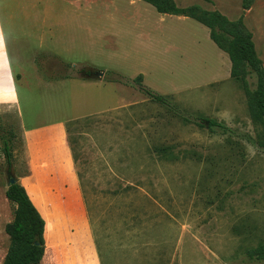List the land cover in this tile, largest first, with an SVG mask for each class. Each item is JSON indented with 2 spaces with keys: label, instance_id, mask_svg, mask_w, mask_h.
<instances>
[{
  "label": "rangeland",
  "instance_id": "1",
  "mask_svg": "<svg viewBox=\"0 0 264 264\" xmlns=\"http://www.w3.org/2000/svg\"><path fill=\"white\" fill-rule=\"evenodd\" d=\"M174 1L241 18L264 68V0L247 9L242 0ZM29 6L27 13L42 12V27L19 16L15 29L4 22L13 63L21 61L30 80L18 82L27 121L33 122L29 99L40 107L45 97L58 104L54 116L77 118L68 122V136L101 263L264 264L247 254L264 245V147L256 142L244 90L230 76V60L208 28L143 0H32ZM36 54L45 77L69 79L39 92L29 62ZM101 70L103 81L82 78ZM138 74L170 105L144 94L133 80ZM247 79L254 88L255 77ZM159 146L168 147L163 157ZM22 148L14 143L15 175ZM6 171L0 152L2 181ZM82 202L73 196L68 211L45 212L41 264L54 258L90 264Z\"/></svg>",
  "mask_w": 264,
  "mask_h": 264
},
{
  "label": "crops",
  "instance_id": "2",
  "mask_svg": "<svg viewBox=\"0 0 264 264\" xmlns=\"http://www.w3.org/2000/svg\"><path fill=\"white\" fill-rule=\"evenodd\" d=\"M15 1L16 0H0V26H2L3 29L5 21L15 29L13 22L17 16L23 18V20L26 19V22L28 23H36V26H41L43 24L44 19L41 15L42 12L27 13L25 11L27 7H30L29 5L32 0H19V12L13 10ZM34 23L32 24L35 25ZM4 31L8 59L11 62V75L14 78L16 102L0 104V115L3 114L12 118L10 125L15 134L16 147L18 146V143H21L24 151L22 160L19 158L20 156H18L19 162L15 175V182L20 183L24 187L29 199L44 221V252L39 262V264H41L46 250L49 229V221L45 212L54 215L57 209L68 211V206L70 205L73 196H79L82 202L81 189L75 166L74 149L69 141L67 126L68 122L76 120L77 118H62L54 116L52 112H55V110L58 109V104L49 98H43L40 107H37L34 102H32V99L28 98L30 101L29 113L32 114L33 122L30 123L27 121L28 113L25 112L22 103V96L18 88V82H20V80L29 82V76L28 73L25 76V73L22 70L23 67L21 66V61H18L19 65H14L9 45V35L11 34V31L9 30L7 33L5 29ZM28 35L31 36V34ZM37 35L36 38L40 41L43 35L42 30H39ZM14 49L17 50L16 47H14ZM43 52L48 53L49 50L38 49L36 51L39 55H41V53L43 54ZM38 54H36V57L31 55L29 58L32 67L31 74L33 76L31 82L41 93L50 90L54 91L57 89L58 83L68 80L69 77H45L40 71V64L37 59L39 56ZM69 65L72 67L71 63ZM101 71L103 72L102 76L95 75L82 78L103 81L105 71ZM12 88L13 81L8 78L7 69L0 67V93L7 92ZM28 88H30V86H28ZM105 111H108V109L97 110L90 114ZM10 185L11 184H8L7 181H2L0 178V264H3L5 260L11 241L10 236L5 230L6 224L13 219V214L8 208L9 201L6 196V189ZM85 208L83 201L82 209L84 210V225L86 228L85 238L94 253L89 256L88 259L90 264H103L100 261L102 255L99 252V245L96 242L94 243L92 239L93 234L90 232V225L88 223L89 221L87 219ZM51 264L60 263L59 260H55L54 258Z\"/></svg>",
  "mask_w": 264,
  "mask_h": 264
},
{
  "label": "trees",
  "instance_id": "3",
  "mask_svg": "<svg viewBox=\"0 0 264 264\" xmlns=\"http://www.w3.org/2000/svg\"><path fill=\"white\" fill-rule=\"evenodd\" d=\"M143 1L152 5L159 13L190 17L208 28L210 39L227 54L230 60V76L239 81L244 90L248 114L256 126V142L264 147V68L257 55L252 34L245 27L243 20L241 18L230 20L218 10L204 9L195 4L182 7L174 0ZM252 1L242 0V8H249ZM249 75H253L256 79L254 88L249 87L247 79ZM133 80L152 100L170 105L166 101V96L157 94L142 84V74H138ZM205 120L206 125L216 124L214 120ZM199 125L202 126L200 123ZM14 143L15 134L10 123H4L0 117V152L5 159L8 178L15 176ZM167 148L159 146L156 152L163 157L168 151ZM6 196L13 206V219L5 226L11 241L3 264H39L44 252L43 218L20 183L11 184L6 189ZM247 254L250 258L264 259V245L259 244L247 250Z\"/></svg>",
  "mask_w": 264,
  "mask_h": 264
},
{
  "label": "clouds",
  "instance_id": "4",
  "mask_svg": "<svg viewBox=\"0 0 264 264\" xmlns=\"http://www.w3.org/2000/svg\"><path fill=\"white\" fill-rule=\"evenodd\" d=\"M0 67H4L7 69L8 78L13 81V88L11 90L4 93H0V104L15 103L16 92L14 89V78L11 75V62L8 59L5 31L2 26H0Z\"/></svg>",
  "mask_w": 264,
  "mask_h": 264
},
{
  "label": "water",
  "instance_id": "5",
  "mask_svg": "<svg viewBox=\"0 0 264 264\" xmlns=\"http://www.w3.org/2000/svg\"><path fill=\"white\" fill-rule=\"evenodd\" d=\"M89 76H95V75H99V76H102L103 75V72L102 71H99V72H90L88 73ZM8 184H13L15 182V176L12 177V178H9L8 179Z\"/></svg>",
  "mask_w": 264,
  "mask_h": 264
}]
</instances>
